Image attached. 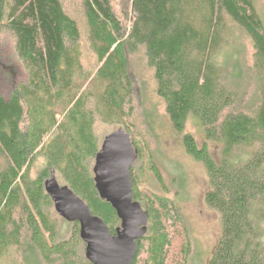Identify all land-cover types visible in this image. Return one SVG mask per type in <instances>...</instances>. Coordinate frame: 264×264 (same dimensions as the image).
Here are the masks:
<instances>
[{"label":"trees","instance_id":"obj_1","mask_svg":"<svg viewBox=\"0 0 264 264\" xmlns=\"http://www.w3.org/2000/svg\"><path fill=\"white\" fill-rule=\"evenodd\" d=\"M73 1L97 58L94 72L83 66L82 32L64 0H0V40L5 32L14 36L27 72L26 82L0 95V262L17 248L20 264H92L83 256L46 259L34 240L24 210L42 192L47 201L39 208L52 239H63L43 209L53 207L44 188L52 172L115 235L121 221L101 199L91 169L102 143L94 125L97 115L122 125L142 160L130 119L146 89L137 72L143 66L187 153L208 173L205 200L222 221L208 264H264V22L256 0H124L123 12L113 0ZM232 25L249 38L251 63L235 45ZM190 121L206 136L202 147L187 132ZM209 143L221 146L218 161ZM40 159L43 169L33 178ZM148 164L161 180L152 155ZM141 172L131 169L133 197L146 202L149 220L133 264L141 253L144 264H166L171 227L183 222L171 201L141 193Z\"/></svg>","mask_w":264,"mask_h":264},{"label":"rangeland","instance_id":"obj_2","mask_svg":"<svg viewBox=\"0 0 264 264\" xmlns=\"http://www.w3.org/2000/svg\"><path fill=\"white\" fill-rule=\"evenodd\" d=\"M66 7L78 21L82 32V63L86 71H96L97 58L91 50L87 36V26L80 4L73 0H64ZM117 11H124V0H113ZM256 8L264 22V0H256ZM235 45L244 50L248 63L252 59V46L249 38L236 26L232 25ZM142 81L146 84L144 94L135 100V107L130 123L135 138L140 140L142 147V160L136 161L132 166L140 173V191L151 197L171 201L178 210L183 224H174L171 227L172 246L169 250L166 264H183L184 252L189 244L187 264H208L222 234V221L218 212L212 210L206 203L205 197L210 190L208 173L203 164L190 156L183 144L182 136L166 113L163 101L156 94V86L152 73L146 68L139 67ZM27 72L16 51V41L12 34L5 32L0 40V95L8 97L16 85L26 82ZM122 128L120 124H107L97 115L94 130L99 140ZM187 132L202 147L206 142L205 134L194 122L190 121ZM134 138V137H133ZM135 140V139H133ZM101 143V146H102ZM100 146V148H101ZM215 160L221 156V146L216 143L208 145ZM154 157V163L159 170V180L149 169V156ZM4 159L0 156V168L4 166ZM95 160L91 163V169ZM43 169V161L38 160L32 168V176L36 178ZM58 182L65 185L62 177L55 173ZM182 180V181H181ZM47 201L45 193L38 196L36 202L27 207L25 211L28 223L33 231L34 240L46 259L56 254L69 255L74 259L85 257L86 245L78 240L79 227L61 218L53 207H44L52 221L57 223L60 232V242H54L50 233V223L45 220L40 210V204ZM141 202V201H140ZM146 209V202H141ZM17 248H12L6 259L0 264H20V255ZM147 254L141 253L138 264H144ZM78 264H82L79 263Z\"/></svg>","mask_w":264,"mask_h":264},{"label":"water","instance_id":"obj_3","mask_svg":"<svg viewBox=\"0 0 264 264\" xmlns=\"http://www.w3.org/2000/svg\"><path fill=\"white\" fill-rule=\"evenodd\" d=\"M137 158L130 134L121 128L105 137L95 157L96 189L121 221L115 235L68 186L59 184L54 172L45 181V191L58 215L79 224V236L86 245L85 257L92 264H133L137 241L147 233L148 212L133 197L131 169Z\"/></svg>","mask_w":264,"mask_h":264}]
</instances>
